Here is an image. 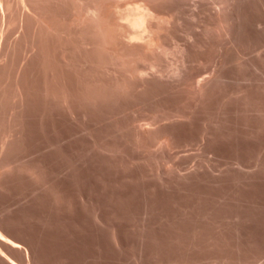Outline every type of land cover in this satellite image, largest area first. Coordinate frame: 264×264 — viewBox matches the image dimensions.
<instances>
[{
    "label": "bare ground",
    "instance_id": "obj_1",
    "mask_svg": "<svg viewBox=\"0 0 264 264\" xmlns=\"http://www.w3.org/2000/svg\"><path fill=\"white\" fill-rule=\"evenodd\" d=\"M253 1L0 0V208L35 195V207L0 220V264H71L64 254L44 262L13 235L14 226L53 216L71 225L57 231V249L121 257L134 249L135 264L261 261L243 256L259 246L241 234L244 216L228 214L252 179L243 153L264 134V98L237 85L248 67L242 52L264 37V18L253 17L254 9L264 17V0ZM212 54V69L202 71ZM173 152L231 153L236 166L221 171L210 158L162 173ZM112 172L122 173L116 182ZM228 182L229 203L217 189L210 197L208 187ZM141 190L143 211L129 213ZM111 200L125 213L112 212Z\"/></svg>",
    "mask_w": 264,
    "mask_h": 264
},
{
    "label": "rangeland",
    "instance_id": "obj_2",
    "mask_svg": "<svg viewBox=\"0 0 264 264\" xmlns=\"http://www.w3.org/2000/svg\"><path fill=\"white\" fill-rule=\"evenodd\" d=\"M251 2L252 3H254L253 5L255 6V1H253V0H251ZM188 12V11H187ZM259 12V13H258ZM258 14V15H257ZM263 15H262V13L260 12V11H257V10H253V17H254V19L255 20H263V18L264 17H262ZM261 17V18H260ZM263 37V36H262ZM261 37V39L258 37V40H257V37H255V39H256V43L257 44H255L254 45V47H252V48H249L248 50H244L243 52H242V54H241V61L243 62V63H246L247 65H248V67L246 68V69H244L243 70V74L246 76V78L244 77V79H241V80H239L238 81V83H237V85L238 86H249V85H254L255 86V88H257V90L255 91V101H256V99H258V100H262L264 97V37L262 38ZM260 41V42H259ZM263 41V42H262ZM259 42V43H258ZM258 45V46H257ZM263 46V47H262ZM255 47L257 48V49H255ZM259 47H260V49L262 50V53H261V50L259 49ZM254 48V49H253ZM251 49V50H250ZM254 50V52H253V50ZM250 53H249V52ZM259 51H260V53H259ZM245 52V53H244ZM252 52V53H251ZM256 52V53H255ZM255 55H254V54ZM250 54V55H249ZM257 55V56H256ZM258 55H260V56H258ZM263 56V57H262ZM211 59L209 60L210 62L208 63V65H206V66H203V67H201V69L203 68V70L202 71H205V72H209L211 69H212V65H213V54L211 55ZM254 59V61H253V59ZM255 59H257V60H255ZM251 60V61H250ZM262 60V61H261ZM256 61H257V63H256ZM251 62L253 63V62H255V68H253V67H251L250 66V64H251ZM258 63H259V65H258ZM257 65V66H256ZM260 65H261V67H260ZM250 66V67H249ZM207 68V69H206ZM259 68H261L260 69V71H259ZM252 69V70H251ZM258 69V70H257ZM249 70V71H248ZM262 71V72H261ZM252 73H253V75H252ZM263 73V74H262ZM256 74V75H255ZM250 75V76H249ZM255 75V76H254ZM259 75V76H258ZM249 78V79H248ZM257 78V79H256ZM254 79V80H253ZM260 79V80H259ZM253 80V81H252ZM250 81V82H249ZM255 81V82H254ZM262 84V85H261ZM260 86V87H259ZM262 86V87H261ZM262 90V92H260V93H257V91L259 92V90ZM262 93V94H261ZM256 94H259L258 96L256 95ZM262 97V98H261ZM261 98V99H260ZM260 135H263V136H260ZM258 137H260V138H258ZM258 137H256L255 138V145H253L252 146V148H250V150L249 151H245L244 153H243V156H242V160L244 161V163H243V165H245V166H241V168L242 169H244L245 171H246V173L245 174H247V173H249V171L251 172L252 171V173L254 172V174L252 175V173L250 174L252 177V179H251V181H248L246 184H243V186H241L240 188L242 189V191L240 192L239 191V194H238V198H239V200L237 201V203H236V206H231V207H233L232 208V210H231V208H230V206H229V204L227 205V206H224L223 207V211H225V209L229 206V209H228V214H230L231 212H233V211H238V212H236V213H239L240 215H241V217L242 216H244V217H242V220H241V228H240V231H241V234L243 235V237L245 238V239H253L254 238V236H255V239L256 238H258V240L256 239L255 240V242L257 241L258 243H259V246L257 247V246H255V248L253 247V249L251 248V249H249V252H250V254H247L246 253V251H245V255H243V256H248V258H249V255H250V257L252 258V257H256L257 259H259V261L260 262H257V264H260V263H262L264 260V241H262V240H264V230H263V228H264V134H263V132L261 133H259V135H258ZM261 139V140H260ZM257 140V141H256ZM260 141V143H259V141ZM262 142V143H261ZM263 144V145H262ZM257 146V148H255ZM259 147H260V149H259ZM254 148V149H253ZM259 149V150H258ZM254 150H256V151H253ZM155 152L156 153H160L161 154V151H158V150H155ZM196 153V154H195ZM194 154L193 153H190L188 156L186 155V157H185V155L183 154H177V153H175V152H173V153H171V154H167L169 157H167V159L165 160V161H163V163H162V165H164L163 167H161L162 169V173H164V172H170V173H172V174H175V173H177V171L178 170H183L182 172H184V171H187V170H189V169H191V167L192 168H194L195 166H197L198 164H200L201 162H203V163H207L208 162V160L210 161V158H211V161H212V163L213 164H215L214 166L216 167V169H217V167H218V170L220 169L221 171H224L225 169L226 170H229V169H232V165H234V167L236 166L235 164H234V159H233V156H232V154L231 153H226V154H223V155H220V156H215V154H209V153H202V152H195ZM251 153V154H250ZM173 154H175V155H173ZM200 155V157L199 156H197V155ZM227 154H228V156H227ZM253 154V155H252ZM256 154V155H255ZM263 154V155H262ZM178 155V156H177ZM180 155H182V156H180ZM204 157H203V156ZM209 155V156H208ZM232 156V158H231V156ZM255 155V156H254ZM259 155H260V158H259ZM262 155V156H261ZM180 156V157H179ZM184 156V157H183ZM195 156V157H194ZM213 156V157H212ZM224 156H225V158H224ZM229 156H230V158H229ZM182 157V158H181ZM190 157H191V159H190ZM198 157V158H197ZM175 158H177V160L175 159ZM203 158V159H202ZM215 158V159H214ZM252 158H254V159H252ZM189 159V160H188ZM229 159V160H228ZM256 159V160H255ZM262 159V160H261ZM172 160V161H171ZM174 160V161H173ZM218 160V161H217ZM254 160V161H253ZM177 161H179V162H177ZM191 161V162H190ZM228 161H230V163H233V164H231L230 165V163L228 162ZM250 161V162H249ZM260 163H259V162ZM184 162V163H183ZM255 162V163H254ZM257 162V163H256ZM262 162V163H261ZM164 163H166V164H164ZM198 163V164H197ZM227 163H229V164H227ZM253 163V164H252ZM259 163V164H258ZM169 164H170V166H169ZM171 164H172V166H171ZM179 164V165H178ZM188 164V165H187ZM190 164V165H189ZM217 164V165H216ZM255 164H257V165H255ZM260 164H261V166H260ZM161 165V166H162ZM187 165V166H186ZM193 165V166H192ZM220 165V166H219ZM227 165V166H226ZM230 165V166H229ZM167 166V167H166ZM184 166V167H183ZM186 166V167H185ZM191 166V167H190ZM223 166V167H222ZM231 167V168H229V167ZM250 166H251V168H252V170H251V168H250ZM255 168H254V167ZM262 166H263V168H262ZM175 167V168H174ZM182 167V168H181ZM221 167V168H220ZM233 167V168H234ZM245 167V168H244ZM247 167V168H246ZM165 168H166V170H165ZM171 168V169H170ZM177 168V169H176ZM179 168V169H178ZM181 168V169H180ZM189 168V169H188ZM249 168V169H248ZM258 169V175H257V179H255V171ZM170 169V170H169ZM187 169V170H186ZM223 169V170H222ZM256 169V170H255ZM177 170V171H176ZM225 170V171H226ZM243 170V171H244ZM247 170H249V171H247ZM260 170H262V171H260ZM243 171H242V173H243ZM135 172H138V171H135ZM114 173H116L118 176L116 177V174H114ZM112 172L111 174H110V177L112 176V174H114V176H112L110 179H113L112 181H114V182H116L115 180H117V178L119 179L120 177H121V175H122V173H117V172ZM260 173V174H259ZM244 174V175H245ZM249 174H248V176H250ZM240 176L241 177H243L242 176V174H240ZM246 176V175H245ZM114 177V178H113ZM254 178V179H253ZM157 178H156V176H155V178H154V180H156ZM98 181V180H97ZM157 181V180H156ZM252 181H253V183H252ZM99 183V182H98ZM97 183V184H98ZM250 183V184H249ZM256 183V184H255ZM98 185H100V184H98ZM230 185V186H229ZM245 185V186H244ZM248 185V186H247ZM226 186H227V189H226ZM226 186H223V187H225V188H219L221 191H223L222 189H224V191H226V192H224L223 191V193L218 189V188H215L214 189V187H208L209 189H212V191H210V190H208V191H210V192H212L211 194H210V197H211V195L215 192V190L217 191V192H215L216 194H217V198H219V196L221 197H223V194H224V196H225V199L223 200V201H225L226 203H229L230 201H227V200H229V199H227L228 198V196H230V197H232L231 196V194H232V192L228 189L229 187L230 188H232V187H234L233 186V184L231 183V182H228V184L226 183ZM262 186V187H261ZM254 187V188H253ZM249 188V189H248ZM257 188V189H256ZM260 188V189H259ZM226 189V190H225ZM254 189V190H253ZM111 190H112V193H113V199L112 200H114L115 201V199H116V196L118 195V193L119 192H121V190L120 189H118V188H116V187H113V188H111ZM114 190V191H113ZM120 190V191H119ZM213 190H214V192H213ZM227 190H228V192H227ZM248 192H247V191ZM250 190V191H249ZM255 190H257V191H255ZM259 190H260V192H259ZM218 191H220L221 193H222V195H219L218 193ZM229 191H230V193L231 194H227V193H229ZM253 193H252V192ZM258 192V193H257ZM28 193H31V194H29V195H27ZM99 193V195H100V193L101 192H98ZM140 193H142V194H140ZM220 193V194H221ZM242 193V194H241ZM137 194V195H136ZM136 194L134 195V196H132L133 198H131V204H130V210L128 211L129 213L131 212V210H135V211H137V210H140L139 208H141L142 206H143V201H144V198L145 197H147V195H146V192L144 191V190H141V192L139 191H137L136 192ZM139 194V195H138ZM216 194H213V196L212 197H216ZM226 194H227V196H226ZM251 194V195H250ZM24 195V197L22 196V195H19V196H16V197H14L13 199H10L9 201H10V203H9V201H7L4 205H2L1 207L2 208H0V220L1 221H3V219H7V217L10 215V214H12L13 212H15L14 210L16 209V211L17 210H21V209H24V208H28V207H32L33 205H34V203H33V201H34V199H35V195L33 196V193L32 192H26L25 194H23ZM27 197H26V196ZM240 195H242V196H240ZM247 195V196H246ZM261 195H263V197L261 196ZM245 196V197H244ZM20 197H22V198H20ZM142 199H141V198ZM229 197V198H230ZM242 197V198H241ZM261 197V198H260ZM25 200H24V199ZM27 198H29V199H27ZM115 198V199H114ZM117 198H118V196H117ZM245 198V199H244ZM247 198V199H246ZM21 199V200H20ZM253 199H255V200H253ZM111 200V201H112ZM116 200H118V199H116ZM136 200V201H135ZM137 200H140V202H142V203H140L139 201H137ZM246 200V201H245ZM260 200V202H258ZM263 200V201H262ZM31 201V202H30ZM133 201H135L134 203H133ZM251 202V203H248V202ZM26 202L28 203V204H26ZM139 202V203H138ZM253 202V203H252ZM256 202V203H255ZM12 203H14L13 205H12ZM20 203V204H19ZM112 204V206H111V211L113 212L114 210H116V211H114V212H116V213H125V210L122 208H120V207H118L117 206V204L114 202L113 203V201L111 202ZM10 204H11V206H10ZM30 204V205H29ZM135 204V205H134ZM137 204V205H136ZM142 204V205H141ZM238 204H239V206H238ZM240 204H242V205H240ZM243 204H245V205H243ZM15 205V206H14ZM139 205H141V206H139ZM250 205V206H249ZM4 206V207H3ZM6 206V207H5ZM28 206V207H27ZM115 206V207H114ZM248 206V207H247ZM33 207H35V206H33ZM131 207H133L132 209H131ZM135 207V208H134ZM137 207V208H136ZM234 207H236V208H234ZM238 207H240V208H238ZM246 207V208H245ZM254 207V208H253ZM4 208V210H1V209H3ZM7 208V209H6ZM20 208V209H19ZM114 210H113V209ZM118 208H119V210H118ZM251 208V209H250ZM6 209V210H5ZM236 209H238V210H236ZM249 209V210H248ZM255 209V210H254ZM122 212H121V211ZM141 210L143 211V207L141 208ZM253 210H254V212H253ZM4 211V212H3ZM10 211V212H9ZM119 211V212H118ZM141 211V212H142ZM231 211V212H230ZM242 213H241V212ZM247 213V214H244L245 212ZM257 211H258V213H257ZM12 212V213H11ZM127 212V211H126ZM141 212L140 211H137V212H133V213H135L136 215H138V213H140L141 214ZM252 212V213H251ZM226 213H227V211H226ZM9 214V215H8ZM243 214V215H242ZM256 214V215H255ZM250 218V220H249V218H246L247 216ZM6 216V217H5ZM256 218H255V217ZM3 217V218H2ZM53 219H54V216L51 218V219H49V220H46V221H41L40 219L39 220H32L29 224H28V222H26V223H23V225H20V226H18V227H16V226H14L13 228V235H15L16 236V239H20L19 241H23L22 243L23 244H25V250H28V251H30V253H31V251H33V250H36V251H38L37 253H41L40 255H39V257L41 258L42 257V259H43V261L45 262V260L46 261H49V260H51V261H53L54 260V257H56L57 255H59V254H64V256L65 255H67V256H65L66 258H68L69 260H70V263L71 264H84L85 262V264H118L119 262L118 261H120V264H126L127 262V264H135V259H134V255L136 254V250H134V249H129V250H127L126 252H125V254H123L122 255V257L120 256V255H118V254H116L114 251H111V250H105V251H102V253L100 252V251H97V250H94V249H89L88 250V248H80V247H77V246H75V245H68V244H66L65 246H63L62 248H60V249H57L55 246H56V244H55V236H56V233H58L57 231L58 230H62V229H64V228H71V225L69 224V223H66V225H65V222L63 223V224H53L52 223V221H53ZM260 221H259V220ZM229 221L230 222H234V221H232V220H230L229 219ZM229 221H227V222H229ZM246 221V224L244 223ZM251 222V223H249V222ZM253 221V222H252ZM258 221V222H257ZM38 222V223H37ZM50 222V223H49ZM229 222V224H231ZM254 222L255 223H259V225H257V224H254ZM43 223V224H42ZM242 223H243V225H245V226H243L242 225ZM261 223V224H260ZM40 224V225H39ZM50 224V225H49ZM253 224V225H252ZM27 225V226H26ZM63 226V228H62V226ZM254 225H255V227H254ZM22 226V227H21ZM52 226V227H51ZM53 226H54V228H53ZM57 226V227H56ZM66 226V227H65ZM243 226V227H242ZM263 226V227H262ZM50 227V228H49ZM61 227V228H60ZM245 227V228H244ZM262 227V228H261ZM16 228V229H15ZM18 228V229H17ZM22 228V229H21ZM29 230H28V229ZM57 228V229H56ZM244 228V229H243ZM261 228V229H260ZM47 229V230H46ZM259 229V230H258ZM251 230V231H250ZM255 230V231H254ZM256 230H257V232H256ZM19 231V232H18ZM42 231H43V233L44 234H42ZM47 231V232H46ZM249 232L251 233V234H249ZM17 233V234H16ZM20 233V234H19ZM25 233H27V234H25ZM41 233V234H40ZM51 233H52V236H51ZM257 233V234H256ZM24 234V235H23ZM36 234V235H35ZM262 234V235H261ZM35 235V236H34ZM39 235V236H38ZM248 235L250 236V237H248ZM253 235V236H252ZM14 236V237H15ZM45 236V237H44ZM257 236V237H256ZM260 236V237H259ZM263 236V237H262ZM19 237V238H18ZM40 237V238H39ZM48 237V238H47ZM26 238V239H25ZM261 238V239H260ZM42 239H43V241H42ZM45 239V240H44ZM54 239V240H53ZM261 241H260V240ZM29 240H30V242H29ZM49 240V241H48ZM27 241V242H26ZM35 241V242H34ZM38 242H39V244H38ZM262 242V243H261ZM29 243H31V244H29ZM33 243V244H32ZM34 244H35V246H34ZM31 245V246H30ZM42 245V246H41ZM24 246V245H23ZM33 247H34V249H33ZM44 247V248H43ZM54 247V248H53ZM65 247V248H64ZM76 247V248H75ZM27 248V249H26ZM37 248V249H36ZM46 248V249H45ZM57 250H56V249ZM31 249V250H30ZM39 249H40V251H39ZM63 249V250H62ZM44 250V251H43ZM61 250V251H60ZM72 250V251H71ZM75 250V251H74ZM133 250H134V253H133ZM256 252H254V251ZM261 250V251H260ZM51 251V252H50ZM65 251V252H64ZM69 253H68V252ZM132 251V252H131ZM55 252V253H54ZM80 252V253H79ZM86 252V253H85ZM98 252V253H97ZM111 252V253H110ZM113 252V253H112ZM247 252H248V250H247ZM248 252V253H249ZM128 253V254H127ZM256 255H255V254ZM261 253V254H260ZM46 254V255H45ZM69 254H70V256H69ZM84 254V255H83ZM92 254H93V256H92ZM115 254V255H114ZM129 254H130V256H129ZM211 253L209 252L208 253V255H210ZM258 254V255H257ZM80 255V256H79ZM101 255V256H100ZM15 256V258H17L18 260H19V257H17V255L15 254L14 255ZM76 256V257H75ZM98 256V257H97ZM99 256H100V258H99ZM105 256V257H104ZM126 256V257H125ZM259 256H261V257H259ZM84 257V258H83ZM88 257V258H87ZM125 257V258H124ZM130 257V258H129ZM53 258V259H52ZM84 260H83V259ZM100 259V260H97V259ZM102 258V259H101ZM110 258V259H109ZM118 258V259H117ZM120 258V259H119ZM255 258V259H256ZM48 259V260H47ZM133 259V260H132ZM73 260V261H72ZM78 260V261H77ZM82 260V261H81ZM87 260H88V262H87ZM95 260V261H94ZM263 260V261H262ZM94 261V262H93ZM115 261V262H114ZM121 261H123V262H121ZM126 261V262H125ZM131 261V262H130ZM84 262V263H83ZM206 261H204L202 264H204ZM212 262H215V261H211V262H209V261H207L205 264H212ZM254 264H255V262H253ZM213 264H216V263H213ZM217 264H220V263H217Z\"/></svg>",
    "mask_w": 264,
    "mask_h": 264
}]
</instances>
